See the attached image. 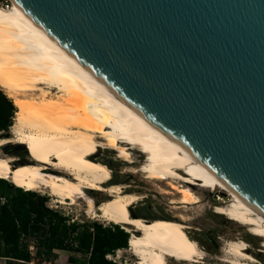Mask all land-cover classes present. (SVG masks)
Returning a JSON list of instances; mask_svg holds the SVG:
<instances>
[{
  "label": "water",
  "instance_id": "obj_1",
  "mask_svg": "<svg viewBox=\"0 0 264 264\" xmlns=\"http://www.w3.org/2000/svg\"><path fill=\"white\" fill-rule=\"evenodd\" d=\"M14 1L264 212V0Z\"/></svg>",
  "mask_w": 264,
  "mask_h": 264
},
{
  "label": "bare ground",
  "instance_id": "obj_2",
  "mask_svg": "<svg viewBox=\"0 0 264 264\" xmlns=\"http://www.w3.org/2000/svg\"><path fill=\"white\" fill-rule=\"evenodd\" d=\"M9 1L10 6L0 7V88L16 107L14 141L32 159L13 165L11 158L0 157V179L25 191L46 189L59 204L83 200L93 216L125 226L130 232L127 250L136 258L132 264H168V259L200 263L203 251L189 236L184 218L136 216L133 207L143 197L110 184L111 170L98 160L101 149L114 150L130 165L136 162L135 151L143 161L134 173L150 182L167 181L180 195L177 204L200 201L191 186L229 196L227 205H217L214 212L246 227L262 239L264 248V212L259 207ZM50 89L56 90L55 97H49ZM37 90L39 98L32 94ZM10 142L0 140V147ZM86 191L102 192L108 199L97 206ZM247 250L244 242H229L226 262L253 264Z\"/></svg>",
  "mask_w": 264,
  "mask_h": 264
},
{
  "label": "rangeland",
  "instance_id": "obj_3",
  "mask_svg": "<svg viewBox=\"0 0 264 264\" xmlns=\"http://www.w3.org/2000/svg\"><path fill=\"white\" fill-rule=\"evenodd\" d=\"M6 5L10 6L11 2L9 0H0V7L5 8ZM39 87L42 89L44 88L43 90H47L44 86ZM39 91L40 90H37L32 93L35 98L40 97ZM49 91L51 94H49V97L56 96V90L50 89ZM14 118L15 113L10 129L6 132H0V140H11L10 143L0 147V157L11 158L13 165H20L30 162L32 157L26 147L14 141ZM131 154L136 161L133 165L117 158L114 150L101 149L98 154V160L111 170L110 184L123 185L128 188V193H134L143 197L142 200L133 207L132 213L136 216L139 215L147 220L156 218L178 220L181 217L184 218L186 220L185 224L188 227L187 232L189 236L197 242L198 246L203 251V259L200 260V263L177 262L173 259H168V264H229L226 262V260H229V256L225 253V249L229 242L232 241H241L248 246L246 252L254 258L255 262L253 264H264V248L260 244L262 239L252 236L248 233L246 227L229 220L226 216L218 215L214 212V208L217 205L224 203L227 205L230 201L229 196L224 195L218 190L210 192L191 186L190 189L199 197L200 201L191 205L177 204V199L180 195L172 190L167 181H163L162 183L150 182L144 179L142 173H134V170L142 164L143 160L140 154L135 151H131ZM181 186H183V184H181ZM31 192L44 197L46 206L49 209L61 212L65 217L69 218L70 223L73 221L79 224L98 222L107 227L115 225L98 216H93L83 200H77L75 205H70V201H67L65 204H59L54 197L49 195L46 189ZM86 195L91 197L94 204L97 206L102 201L108 199L104 193L97 191H86ZM172 200L174 203H172ZM116 226L127 232L130 237V232L126 230L125 226ZM135 234L138 235V233ZM28 243L32 258L30 262L24 264H73L68 260L70 257L80 261L85 258L81 254L54 250L53 253L55 256H52L49 260H42L36 255V250L33 247L31 239ZM107 259L122 264H132L136 261V258L127 249L117 250L114 255H109ZM0 264H6L5 259L0 258Z\"/></svg>",
  "mask_w": 264,
  "mask_h": 264
},
{
  "label": "trees",
  "instance_id": "obj_4",
  "mask_svg": "<svg viewBox=\"0 0 264 264\" xmlns=\"http://www.w3.org/2000/svg\"><path fill=\"white\" fill-rule=\"evenodd\" d=\"M14 113L13 101L0 88V132L10 129ZM45 201L0 179V258L6 264L30 262V239L42 260L55 256L54 250H62L85 257L82 261L70 257L73 264H122L107 256L128 248L127 232L98 222L70 223L61 212L49 209Z\"/></svg>",
  "mask_w": 264,
  "mask_h": 264
},
{
  "label": "built area",
  "instance_id": "obj_5",
  "mask_svg": "<svg viewBox=\"0 0 264 264\" xmlns=\"http://www.w3.org/2000/svg\"><path fill=\"white\" fill-rule=\"evenodd\" d=\"M6 7H8L7 5H6ZM108 257V256H107Z\"/></svg>",
  "mask_w": 264,
  "mask_h": 264
},
{
  "label": "flooded vegetation",
  "instance_id": "obj_6",
  "mask_svg": "<svg viewBox=\"0 0 264 264\" xmlns=\"http://www.w3.org/2000/svg\"><path fill=\"white\" fill-rule=\"evenodd\" d=\"M137 216H139V215H137ZM140 217V216H139Z\"/></svg>",
  "mask_w": 264,
  "mask_h": 264
}]
</instances>
